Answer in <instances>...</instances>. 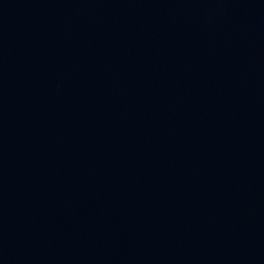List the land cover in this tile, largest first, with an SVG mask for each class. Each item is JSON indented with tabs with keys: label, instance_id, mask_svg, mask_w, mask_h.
I'll use <instances>...</instances> for the list:
<instances>
[{
	"label": "water",
	"instance_id": "obj_1",
	"mask_svg": "<svg viewBox=\"0 0 264 264\" xmlns=\"http://www.w3.org/2000/svg\"><path fill=\"white\" fill-rule=\"evenodd\" d=\"M0 34L121 108L264 233V0H0Z\"/></svg>",
	"mask_w": 264,
	"mask_h": 264
}]
</instances>
